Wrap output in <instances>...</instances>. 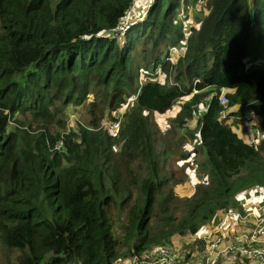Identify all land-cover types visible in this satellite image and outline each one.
Here are the masks:
<instances>
[{"label":"trees","instance_id":"obj_1","mask_svg":"<svg viewBox=\"0 0 264 264\" xmlns=\"http://www.w3.org/2000/svg\"><path fill=\"white\" fill-rule=\"evenodd\" d=\"M201 1L188 34L181 0H149L116 35L131 0H0V264L185 246L219 211L244 213L240 194H264V0ZM183 96L162 128L155 113ZM70 104L87 109L76 127ZM244 123L259 135L241 136ZM190 167L199 176L181 195Z\"/></svg>","mask_w":264,"mask_h":264},{"label":"built area","instance_id":"obj_2","mask_svg":"<svg viewBox=\"0 0 264 264\" xmlns=\"http://www.w3.org/2000/svg\"><path fill=\"white\" fill-rule=\"evenodd\" d=\"M137 0H131V8L127 15L124 17L119 26L114 30L116 35H119L121 30L128 26L130 19L135 16L131 12L133 6ZM180 49V50H179ZM185 52V39L182 45H172L168 49V56L171 55H183ZM219 102L222 104L220 110V117L225 118L227 116V98L223 90L216 93ZM122 112H116L115 118L112 121L107 122L105 127L109 130H114L118 127ZM256 123L254 114L251 124ZM254 132L259 135L258 127L254 126ZM62 144V140L59 141L56 148H59ZM262 207L253 206L250 207L245 213L230 209L223 212L222 216L215 224H219L229 216H233L240 220L251 219L252 225L246 229H239L233 232L224 233L221 228H213V225L206 226L198 231L196 238L200 240L203 245V254L201 258L195 261H189L188 257H183L184 253L180 250V247L172 244L157 245L150 249L144 250L141 253H134L130 256L127 264H217V261L226 254L235 253L246 256L249 260H254L259 264H264V214L261 210ZM204 227V226H203ZM209 227V228H208ZM231 255V256H232Z\"/></svg>","mask_w":264,"mask_h":264},{"label":"rangeland","instance_id":"obj_3","mask_svg":"<svg viewBox=\"0 0 264 264\" xmlns=\"http://www.w3.org/2000/svg\"><path fill=\"white\" fill-rule=\"evenodd\" d=\"M149 0H137L136 4L133 6L131 12L132 14L134 13L136 15V12L138 14V16L142 15V13L144 12V10L146 9L147 5H148ZM201 5H202V1L201 0H195L194 2H190L189 0H181V5L178 11V15L179 18L182 21V25L184 27V31L186 34H188V28L190 25H197V20L199 18V16L201 15ZM180 50V49H179ZM175 55H171L170 58L173 59ZM160 71L159 68L156 69V71ZM143 74L144 71L140 72V80L141 78H143ZM185 98H187V96H183L179 99H177L170 108H168L167 110H165L164 112H156L155 113V118L157 119L158 124L164 128L167 126L168 121L170 119V116L179 108V101L184 100ZM68 115H67V126L68 127H76L78 123H83L85 122V119L87 117V109L84 105H75V104H70L68 105ZM254 118L255 121L258 119L257 114H254ZM195 120H196V114L193 116V118L191 119V121L189 122L190 126H194L195 125ZM112 120H110L109 118H105L102 121V125L105 127V124L107 122H110ZM191 128H195L191 127ZM241 136H243L245 139L250 140L254 138L256 135L253 131H252V127L250 123H244L243 126L240 127H235L234 128ZM196 130V129H194ZM183 131V130H182ZM192 143H188L187 147H191ZM193 157V155L190 156V158ZM197 158H200V155H197ZM199 171L196 170L193 167L188 168V176L187 179L185 180V182L178 184L175 186L176 191L181 194V195H185V194H190L193 191L194 185L192 186L193 181L198 179L199 176ZM198 175V176H197ZM264 195V194H263ZM252 196H248V199L250 200ZM253 206H257V207H262V213L264 214V199L262 201H256L255 205ZM252 206V207H253ZM238 211V210H237ZM247 210L244 208V213ZM216 221H212L214 222V224L217 222ZM210 222V221H209ZM209 222L208 225L209 226ZM204 227H201V229ZM234 230L230 231H236L241 229L240 226H236L233 228ZM182 239H180V237H177L174 239L173 242L178 243L180 245V250L184 253L183 257L187 256L189 258V261H195L196 259L201 258L202 254H203V245L200 242V240L198 238L192 239V235H189L187 237H185L184 240V244L181 242ZM186 243H188L186 245ZM232 254H226L227 258H233L234 255ZM131 256V255H130ZM130 256H126L125 258H122L118 261H115L114 264H127L128 260L130 258ZM223 257V258H226ZM257 263V262H256Z\"/></svg>","mask_w":264,"mask_h":264},{"label":"crops","instance_id":"obj_4","mask_svg":"<svg viewBox=\"0 0 264 264\" xmlns=\"http://www.w3.org/2000/svg\"><path fill=\"white\" fill-rule=\"evenodd\" d=\"M257 191H260V192H257ZM248 196L249 197L252 196L250 198V200L248 199ZM239 198L241 199L243 209L245 208L246 210H248L250 207L255 205L256 201H262L264 199V195L261 192V190H251V191H248V193L244 192V193L240 194ZM233 210H235V209H233ZM222 214H223V212L219 211L216 215V218L210 220V222L208 221L209 226L213 225L214 222H212V221L218 220L222 216ZM208 222L206 224H204V229L207 228L206 226L208 225ZM217 225H218V228L220 227L224 233H228V232L234 230L233 228L236 226H240L241 229H243V228L246 229L247 227L252 225V221H251V219L240 220V219H237L233 216H229V217L225 218L223 221H220L219 224L218 223L215 224L213 226V228H216ZM201 230L202 229H200L199 231H201ZM197 234L193 235L192 239H194V237L197 236ZM172 245L180 247V245L178 243H175V242L172 243ZM249 261L252 263H256V261H254V260H249Z\"/></svg>","mask_w":264,"mask_h":264}]
</instances>
